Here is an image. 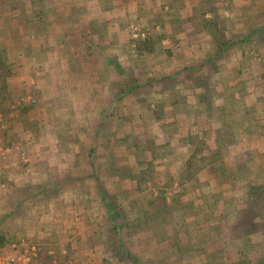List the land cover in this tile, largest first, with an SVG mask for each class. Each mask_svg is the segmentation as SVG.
Wrapping results in <instances>:
<instances>
[{"label": "crops", "instance_id": "1", "mask_svg": "<svg viewBox=\"0 0 264 264\" xmlns=\"http://www.w3.org/2000/svg\"><path fill=\"white\" fill-rule=\"evenodd\" d=\"M131 26L138 27L139 33L146 32L145 39L153 41L152 53L136 51V43L144 39H132ZM217 32L224 36L226 49L222 53L218 50ZM235 32L242 34L235 35ZM157 46L169 53L170 67L158 71L164 73L160 81H166L167 87H171L177 76L191 80L196 74L202 75L200 71L221 84L217 88V85L211 87L215 97L212 105L196 107L193 104L194 111L189 107L178 110L188 122L194 112V118L200 119L208 131V134L198 131L185 136L183 144L186 148L180 152V157H174L179 164H169L174 171L167 175L171 190L178 186L179 197L194 196L180 205L177 198L172 197L167 205L161 193L158 200L163 203L154 201L146 208L143 206L141 211H127L126 215L122 204L115 205L118 192L112 185L99 183L85 191L84 204L90 203L94 195L93 201H97L101 209L103 207V219H109L110 224L118 217L120 220L133 219L131 225L139 230L140 240L144 241H140V249L137 246V253L129 252L125 247L120 249L131 264H264V0H0V53L2 57L7 56L2 59L11 70L5 83L7 105L4 112L9 115L4 130H0V142L16 141L21 145L22 156L33 160L76 158L73 153L79 146L86 145L85 153L76 154L83 156L81 160L87 169L82 168L89 175L93 167L91 155L97 152L101 142L98 135L102 123L108 116L115 115L113 119L119 127V91L127 96L134 92L137 87L127 84L129 76L136 68L145 77ZM193 51L195 58H192ZM207 51H211L210 54ZM234 51L236 54L230 55ZM174 59L180 60L181 66L173 65ZM216 61L220 64L212 70ZM242 62L250 64L243 71L239 68ZM139 63L143 64L139 66ZM255 65H258L257 72L252 70ZM222 72L226 74L222 76ZM119 80L126 82L120 85ZM146 80L141 84L153 87L158 79L151 76ZM197 83L196 86L193 83L194 93L201 94ZM18 97L19 107L8 104L17 102ZM170 104L162 108L170 112ZM158 110L156 107L150 111ZM78 112H85V116L74 122L72 116ZM207 112L212 119L205 117ZM137 117V109L129 111L125 122L132 124ZM213 125L217 128L213 129ZM66 126L72 130L67 131ZM222 127L231 130L227 136L219 137ZM139 134L132 131L123 135L127 142L120 145L124 150L128 147L132 156L139 151L148 154V158L143 155L142 161L133 158L138 172L124 170L133 181L128 190L131 196L136 190L143 191L140 185L144 178L142 170H151L152 180L156 179L153 174L156 166L161 164L154 163L155 155L168 149L166 143L156 145L149 139L148 143L153 146L147 148L146 140L141 150ZM203 135L208 138L206 141H203ZM180 141H177V147L172 146L171 156L181 147ZM68 142L73 145L72 150L66 149ZM119 142L113 144L114 150L119 147ZM60 144H66V147ZM206 144L213 146L206 147ZM216 144L224 151L218 153ZM168 154L166 159H169ZM117 157L114 153L113 157L105 158V170L112 169ZM60 171L65 176L66 172ZM47 176L44 180L49 182L48 178L54 181V176L58 179L60 175L56 171ZM225 192L228 194L222 195ZM73 200H56L53 211L56 219L76 218L73 208L76 201ZM205 202L209 203L205 204L208 211L203 209ZM219 202L225 207L222 212L213 210ZM210 204L213 205L210 207ZM25 205L22 202L20 210ZM12 208L10 204L5 212L9 214ZM84 209L88 215L95 216L87 206ZM183 219H213L217 241L226 237L227 240L218 248L217 241L213 243L215 249L208 250L205 244L191 251L185 248L186 241L181 238L178 241L183 232L179 233L176 226H184ZM122 225L119 224V233H116L121 247L124 245ZM173 233L178 235L174 245L181 246L182 250L171 253ZM66 237L62 238L67 239L64 245L60 242L59 246L68 248L56 253L61 257V263L71 264L64 261L69 255L77 264L86 263V259L91 264H107L105 249L86 245L76 247L72 242L75 233L71 229ZM21 242L26 243V240L15 243ZM40 250V258H44L46 251L43 247ZM151 251L156 255L155 259L150 257ZM146 259L148 261L144 262ZM45 262L53 263L46 257Z\"/></svg>", "mask_w": 264, "mask_h": 264}, {"label": "rangeland", "instance_id": "2", "mask_svg": "<svg viewBox=\"0 0 264 264\" xmlns=\"http://www.w3.org/2000/svg\"><path fill=\"white\" fill-rule=\"evenodd\" d=\"M137 28L138 27L136 26H131L132 39H138V40L145 39L146 32L139 33ZM227 28L228 26H226V29ZM141 34H143L144 36H140ZM234 34L240 35L242 33L235 32ZM237 51L241 52L239 49H237ZM209 52L207 51V54ZM233 53L236 54V52L234 51L230 53V55H233ZM194 54L195 51H193L192 58L196 57V56L194 57ZM5 57L7 56L5 55ZM168 57H169V53L167 49L158 48L157 46L156 54L153 56L152 59L149 60L148 72L144 73V76L146 77V79L151 76H154L155 79H158L155 83H153L152 85L153 87H146L145 84L142 85L141 82L142 83L145 82L146 80L145 77H143L142 73H140L136 68L132 71L131 75L129 76V80L127 81L128 82L127 84L130 86L132 84H136L134 86H136L137 88L130 95L128 94V96L126 94L122 95L121 92L119 91V113H118L119 127H117L114 122L113 118L115 117V115L108 116L105 119V121L102 123L103 126L102 129L100 130V134L98 135V138L101 140V142L97 146L98 153L95 151V153L91 155L90 161H92L93 167L91 168V171H89L90 172L89 175L87 174L88 171L85 174V171L82 168V167H86L87 169V165L84 162V160L83 161L81 160L83 156L80 155L87 151L88 146L86 145L85 146L82 145L81 147L79 146L78 150L73 153L74 155H76V158H72V159L60 158L58 160H54V159L33 160V158L28 159L27 157L22 156L20 152L21 145L15 143L16 141H14L15 144L13 142L11 143L0 142V213L2 211L6 213L5 211H7V208L10 204H12L13 207L12 211L9 214L3 213L4 215L2 214L0 216V240L2 242V248L7 247L12 243H15L17 240L24 239L26 240V243L27 242L33 244L35 243L39 245L40 248L43 247L46 251L45 254L46 259H48L49 261H53V263L52 262L50 263L64 264L61 263V261H59L61 257L57 255L62 251L64 252V249H67L68 247L59 246V243L62 242L64 245V241H66L67 239H62V238H67L66 237L67 232L69 231V229H71V231L74 230L75 237L77 238V239L75 238V240H72L73 243L75 242L76 247H83L84 245H86L88 247L91 246L92 248L98 247L105 249L107 251V255L105 256L107 260V264H131L130 262H128L126 256L120 250L121 246L119 245V240L116 239V233L117 231L119 233V224L121 223L124 224L120 228V230L124 233L123 236L124 245L122 247L128 248L129 252L131 250L133 251V253H137L138 251L137 246H139L140 241H144V240H140L142 238V235L138 234L139 230L135 229L131 225L133 219H130L131 220L130 222L129 219L120 220L118 217L117 219H112L113 223L110 224L109 219H103L104 218L103 207L101 209L99 203L97 201H93L94 195H92L90 203L85 202L84 204L85 191L87 189H91L90 187L92 185H97V184L99 185V183L112 185L111 186L112 189L118 192L115 197L116 199L115 205L116 204L119 205V203L122 204V207L126 211V215L128 214L127 211L135 213L140 209L142 210L143 206L146 208L148 207V204L154 203V201L158 202L160 200L161 193L164 194L162 195L165 197L167 205L169 204V202H171L172 197L175 200L177 198L179 203V204L177 203L178 205H180L181 203H186V201L188 200L187 198L189 197L193 198L194 195L191 196L181 195L182 197H179L178 186L176 187V190H171L168 181L169 177H167V175H169V173L174 174L173 166L179 164L178 160H176V158L174 159V157L177 156L180 157V152H183L184 148H186L185 147L186 145L183 144L185 142L184 137L190 135L193 132H198V131L199 132L203 131V133L208 134V131L206 127L201 124V122L199 121L200 119L196 120L195 119L196 117L194 118V112L191 115L192 117L190 118L191 121L188 122L183 120L184 115L183 113H180V111L178 110L179 109L187 110V107H189L191 110L194 111V106H192L193 104H195L196 107L203 106L205 104L209 106L212 105V103L214 102L213 100H215L214 99L215 97L213 95L214 90H211V87L217 85L216 86L217 88L221 86V84L220 81L218 80L216 81L215 79L213 80L210 79L211 77H209V75L206 72L200 71L202 75L198 76L196 74L193 76V78H190L191 80H189V77L185 78V77L177 76L172 81L171 87H167L166 81H160L161 78L164 76V73L158 71L159 69L170 67L167 61ZM225 57H227V55H225ZM220 62L217 63L216 61V63L213 64L212 70L217 65L219 66ZM142 64L143 63H139V66H141ZM180 64H182L180 60L174 59L173 65L181 66ZM239 64H240L239 68L241 71L244 70L243 69L244 67L246 66L249 67L250 65L249 62L246 64H244L243 62ZM175 66L171 65V67H175ZM252 70L257 72L258 65L253 66ZM224 74L226 73L222 72V76H224ZM168 75L169 74H165V76ZM192 79H195V81L193 82ZM121 82L122 81L119 80L120 85L124 84L126 81L124 80L122 83ZM197 82H199L200 85L199 88L202 90L200 92L201 94H199V92L194 93L193 87L195 83H196L195 86L198 84ZM191 83L194 84L191 85ZM139 84H141L140 87ZM199 95L202 96L203 99H200ZM16 99L17 102L10 101L8 102V104H10L11 106L19 107L20 104H18L19 103L18 99H20V97ZM170 102L172 103L170 104V106H172V109L170 112H168L169 110L167 111L166 108L164 110L162 106L164 107L165 104L169 105ZM5 104L7 105V102L4 103L3 108L6 107ZM156 107H159L158 111H150L151 109H154ZM135 109L138 110L137 119L134 118L132 124L126 123L125 122L126 113H129V111H133ZM203 111H206L205 107H203ZM64 113H66L67 115L68 112H64ZM209 113L210 112H207L205 114L206 115L205 117L208 120L212 119L211 114ZM68 114H72V113H68ZM8 115L9 113L0 112V130H4L5 122L8 119L7 118ZM83 115L85 116V112L75 113V115L72 116L73 121L75 122L82 120ZM91 115L93 118L95 117L94 113H92ZM148 119L153 120V122L150 123L147 122ZM64 128L67 131L68 129L72 130L68 126ZM214 128L216 129L217 126L213 125V129ZM221 129L222 130L219 137L227 136L229 131L231 130L227 127H222ZM132 131L138 134L141 133L139 134L140 136L138 137L140 138L141 141L140 142L141 150L144 147L145 141L147 140L148 143L149 139L151 141L154 140L155 141L154 143L156 145L166 143V147H168V149L165 148L163 151H160L155 155L157 159L155 160L154 163L161 164V166L160 165L156 166L157 167L156 172L153 174L156 175V179L152 180L151 170L150 171L148 170V172L146 170H142L143 174L141 172L140 173L142 176H144V178L140 182V185L143 191L139 193L136 190V192L132 193L131 196V191L128 190L130 189V185L133 183V181H131L132 180V178H130L131 175L126 176L127 174L124 172V170L126 169L129 173L130 171L136 173L138 172V170L136 171V168L134 167L133 163L135 162L133 158L137 160L140 159L141 161L144 159V156L148 158V154L142 153V151H139V154L136 153V155L134 152L133 153L134 156H132L131 154H129L128 147L127 150L126 149L124 150V148L120 146V145H124L125 142H127L124 137ZM203 138L205 139L203 141H206L208 139L207 137H204V135ZM85 139L87 141L89 139V135L86 136ZM178 140H181L180 143L182 145H180L181 147L176 148L175 150L177 151L173 152L174 155L171 156L172 154V153L170 154L171 148L172 146L177 147ZM117 141H120L119 147L116 148V150H114L116 146L113 148V144L118 145ZM149 143L145 144L147 145V148L153 146V144H149ZM72 144L69 143L67 147L66 144L64 145L60 144V146L66 147L67 149L68 147L71 148L73 146ZM218 145L219 144H216V146ZM207 146L212 147L213 145L211 146L210 144L208 145L206 144V147ZM222 148L223 147L219 148L218 146L217 148L218 153L224 151ZM78 152H80V154H76ZM114 153L116 156H118L113 161L114 166L112 167L111 170L110 169L105 170V158L113 157ZM62 154L64 153H60L59 155ZM167 154L169 159H166ZM74 155L72 157H74ZM96 158H98V160ZM99 163L100 165H98ZM170 163H172L173 166H170L169 165ZM60 169L66 172L65 176L63 175V172L60 171ZM28 170L30 172H28ZM56 171H59L60 176L58 179L56 178V176H54L53 178L54 181L50 180L51 178H48L49 182H46V180H44V178L49 177L47 176V174L51 172L55 173ZM38 185H42L41 187H45V188H41ZM224 194L227 195L228 193L225 192L222 195ZM58 198H60V200L62 198H67L68 200L75 199L76 202L73 203V208L76 212L75 215L76 218L74 217H71V219L55 218V215H53V211L56 207L57 204L56 200H58ZM22 202H25L27 206L25 205L23 206V208L21 207L20 210L19 205ZM64 202L67 201L64 200ZM159 202L163 203L162 201ZM206 203L207 205H209L208 202H205L203 204V209L208 211L206 207L207 205H205ZM162 205L163 204H161V206ZM212 205L213 204H210V207ZM85 206H87L88 209L90 208L91 212L93 211V215L95 214V216H92V213H89L88 215L87 214L88 212L84 209ZM222 208L225 207L222 205L221 202H219L214 205L213 210L217 211L219 209L218 212H222L223 211ZM27 210H29L30 215L27 214ZM181 211H179L178 213L180 214ZM60 220L62 221L61 223H59ZM183 220L186 222V224L184 226L183 225L176 226V229L179 233L183 232L184 234L182 233L180 234V236H178L175 233H173V235L171 236L172 238V240L170 241L171 253L182 250L181 246L174 245V239L177 236H178V241L180 238L181 240L186 241L184 244L185 248H189L191 249V251H193V249H200L201 247H204L205 244L207 245V247H209L208 250L215 249L213 243H216L218 236L215 232L214 227H212L213 219H183ZM85 232L88 233L86 238L83 239ZM89 235H91L92 237ZM225 240H227V237L218 240L216 247L218 248L219 245L225 243ZM150 255L152 259L156 258V255L152 253V251L150 252ZM64 261H67V263L70 261L71 264H77L75 263L74 257L73 259H70L69 255L65 258ZM147 261L148 259L144 260V262ZM84 264H91V263L89 262L88 259H86V263ZM147 264H151V263L148 262Z\"/></svg>", "mask_w": 264, "mask_h": 264}, {"label": "built area", "instance_id": "3", "mask_svg": "<svg viewBox=\"0 0 264 264\" xmlns=\"http://www.w3.org/2000/svg\"><path fill=\"white\" fill-rule=\"evenodd\" d=\"M40 253V248L35 244L15 243L0 251V264H43Z\"/></svg>", "mask_w": 264, "mask_h": 264}, {"label": "trees", "instance_id": "4", "mask_svg": "<svg viewBox=\"0 0 264 264\" xmlns=\"http://www.w3.org/2000/svg\"><path fill=\"white\" fill-rule=\"evenodd\" d=\"M223 33L221 32H217V41L220 42V45L218 46V50L220 51V53H222L225 49L226 46H223V44L225 43V41H223L224 39ZM150 38L138 41L136 43V51L139 52L140 54L143 52H147V53H152V49H153V41H150ZM225 45V44H224ZM11 75V70L9 68L8 65L5 64V62L2 59V54L0 53V112H4V99L5 97V90H6V78H8ZM0 248H2V242L0 240ZM123 248V247H121ZM128 258H132L130 256V254H127ZM43 264H47L45 262V257L41 258ZM51 264V263H49Z\"/></svg>", "mask_w": 264, "mask_h": 264}]
</instances>
